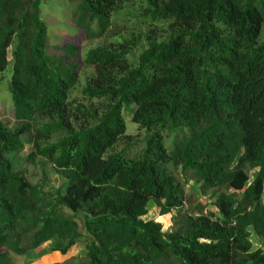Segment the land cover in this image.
Instances as JSON below:
<instances>
[{
  "label": "trees",
  "instance_id": "obj_1",
  "mask_svg": "<svg viewBox=\"0 0 264 264\" xmlns=\"http://www.w3.org/2000/svg\"><path fill=\"white\" fill-rule=\"evenodd\" d=\"M43 1L0 0L15 118H0V264L51 240L63 255L86 246L52 264H264V0H142L152 28L52 56ZM70 1L94 39L113 34L128 0ZM126 112L145 130L137 142ZM25 144L60 186L14 166ZM188 178L217 210L187 195ZM150 201L176 210L173 228L149 216Z\"/></svg>",
  "mask_w": 264,
  "mask_h": 264
},
{
  "label": "rangeland",
  "instance_id": "obj_2",
  "mask_svg": "<svg viewBox=\"0 0 264 264\" xmlns=\"http://www.w3.org/2000/svg\"><path fill=\"white\" fill-rule=\"evenodd\" d=\"M144 5L142 0H128L125 4L119 8L113 15V29L112 35L102 38L89 39L86 37L84 32L75 24L72 11L75 6V2L70 0H44L42 4V18L46 21L48 25V41L45 48L46 55H54L60 53L56 49L57 45H63L68 42H73L80 47V50L85 53L88 49L96 47L99 44L116 41L122 37H126L133 31H145L148 28L153 26L150 24V21H145L141 13V6ZM136 50V49H135ZM139 50L134 51V55H138ZM13 56L11 51L9 52L8 64L3 71H0V118L14 122V105L10 92V83L11 75L13 71ZM90 67H83L80 82L76 85L72 92V97H81V87L85 82V75L90 73ZM127 119V134L130 137L132 142H137L143 138L145 135V130L141 129L138 124L134 123L131 120L129 113H125ZM173 136L165 138V144L170 149L172 146ZM122 145L119 146L121 148ZM31 150L29 144H25L21 152L16 154H11L14 161V166L19 169H23L28 177L37 182L40 178L46 176L50 188H55L60 186L64 179L56 173L54 166L47 160L37 159L35 163H29L27 161V154ZM251 175L254 173L252 170ZM185 189L187 195L191 196L192 199L208 202V209H215V206L212 204V199H210V193L203 195L199 191L198 184L192 179L188 178L187 183L185 184ZM150 208V217H154L157 220H160L164 223V230H170L173 228V215L176 213V210H173L171 213L161 214L160 209L152 201L149 202ZM257 237V236H256ZM255 238V237H254ZM57 241V240H56ZM254 241H256L254 239ZM55 240H51L42 245V250H33L24 255H13L16 264H27V262H33L39 258L38 264H52L57 261H63L74 256H81L86 251V246L84 242L80 241L76 244V247L71 248L69 253L66 255H60L58 258L51 256L47 258L44 256L45 252H53V243ZM255 244V243H254ZM256 246V244H255ZM55 253V252H53ZM42 254V257L38 256Z\"/></svg>",
  "mask_w": 264,
  "mask_h": 264
},
{
  "label": "crops",
  "instance_id": "obj_3",
  "mask_svg": "<svg viewBox=\"0 0 264 264\" xmlns=\"http://www.w3.org/2000/svg\"><path fill=\"white\" fill-rule=\"evenodd\" d=\"M253 236L255 237L254 239L256 240V241L253 240L254 243L256 244L255 247L261 246V241H260V239H259L258 237H256V235H253ZM255 244H254V245H255ZM51 246H53V245H51ZM74 247H76V245H75ZM74 247H72V248H74ZM38 249H39V250H40V249L42 250V246L39 247V248H37V249H35V250H38ZM53 252H55V253H53ZM53 252H51V253H50V252H45V253H44V254H45L44 256H47V258H50L51 256H54V257H57V258H58L60 255L63 256V254H62L60 251H58V250H54ZM68 253H69V252H68ZM68 253H67V254H68ZM38 256H40V254H39ZM40 257H42V254H41ZM39 259H41V258H39ZM39 259H37V260H35V261H33V262H29V263L27 262V264H38V263H39Z\"/></svg>",
  "mask_w": 264,
  "mask_h": 264
}]
</instances>
